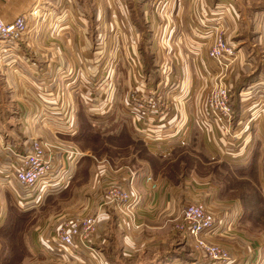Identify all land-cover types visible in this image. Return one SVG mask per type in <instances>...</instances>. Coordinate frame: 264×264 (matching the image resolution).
<instances>
[{
    "label": "crops",
    "instance_id": "obj_1",
    "mask_svg": "<svg viewBox=\"0 0 264 264\" xmlns=\"http://www.w3.org/2000/svg\"><path fill=\"white\" fill-rule=\"evenodd\" d=\"M142 1L139 0L136 4L128 3L130 29L134 35L136 29L139 35L132 52L136 55L138 68L130 70L129 75L132 77L131 80L128 79L126 91L122 92L119 83H116L117 79L114 81L116 92H118L115 96L116 105L120 103V97H122L123 104L128 105L126 112H130L132 108L138 111L140 109L147 110L148 107L153 108L151 106L152 103H155L154 95L148 94L151 89H147L146 86L141 89L140 85L148 84L153 89L172 87L179 90L186 87L191 92L202 90L205 83L209 86L213 83V77L207 78L208 81H206L201 76L203 74V72L201 74V70L205 66L202 62L200 64L193 55L192 51L196 49L191 50L189 46L192 43L196 44L195 41H199V43L204 41L206 43L203 46L204 49L213 38L212 31L208 36L211 38L202 40V36L196 34L194 36L195 32L191 30L193 28L200 30L195 26V21L191 26L193 28H190L188 19L177 18L175 13L170 15L165 12L164 15L157 18H147ZM236 1L238 9L228 10L223 22L225 42L231 43L236 51L235 59L230 64V71L224 77V82L230 85L231 92L237 80L240 83L242 78L251 73V66L254 65L252 59L264 57V52L261 51L264 48L262 44L264 42V19L260 28L257 25V22L260 21L259 16L264 14V0H250V5L248 3L244 5L246 0ZM88 2H92L94 5V17H96V13L100 11L97 0H0V20L3 23H10L22 15L25 16L26 22V28L19 38L6 44L0 42V169L6 168L3 163L6 162L7 154L10 151L20 152L23 147L27 146L30 139L37 138L51 145L55 165L66 169L68 180L72 179H70L69 187L62 192L58 191L56 195L47 194L43 198L40 196L36 198L38 202L36 205L34 201H31L33 205L22 210L16 207L17 203L13 194L6 188H0V236L6 232L8 217L11 213L24 215L25 219H34V226L41 218V223L32 230V234L37 235V240L41 241L51 235L52 228L66 219L92 214L96 217V223L90 234L88 245L95 249L102 258V263L98 262L97 264H106L103 257L107 264H122L124 262H126L125 264H200V257L193 254L186 244L178 242L173 230V222L180 217L182 210L180 212L175 210V203L181 200V194H176L177 192L172 187H179L181 182L154 175L148 168H144V171L139 174L127 164H116L113 160L108 161L104 158L97 159L88 150L81 149L75 144L73 135L76 134L75 131L72 132L73 130L71 131L67 127L66 131L62 129V132H57L52 128L58 123L69 124L72 117L71 111L73 122L77 124L82 116L86 101H89V106L104 105L101 106V109L107 105L98 100L93 103V100L90 99L89 89L91 88L87 89L80 82L81 79L83 80L80 72L81 66L88 59V36L85 31L87 24L84 12L80 11V7L81 4ZM238 3L243 4V7L238 6ZM206 5L205 0H200L199 8L202 9ZM246 6L250 9H247ZM33 9L36 10L35 17L29 14ZM247 10H251V12L249 13ZM210 18L212 17L210 16ZM111 21L115 22L113 19ZM148 21L151 26L153 25L157 31L161 32L159 48L154 50L149 47L151 38L150 30L146 25ZM211 21L212 19H208L209 25H211ZM182 26L184 31L180 30ZM245 33H249L252 37L255 36V39L245 40ZM94 50L97 49L94 48ZM90 55L97 58L99 54L92 52ZM96 67V63H91L89 69L92 70ZM74 68H78V76L81 79L79 82L77 79L73 85H69L68 79L76 75ZM136 70L137 72H135ZM115 75L114 77L117 78ZM228 78L233 83L227 81ZM252 84H255L252 96L256 98L257 92L264 90V76L261 74L247 84L240 85L242 86L239 90L241 95H248ZM101 86L103 87V85ZM131 87L137 90L128 94ZM179 101L177 99L170 101L168 108L160 111L159 115L153 116L147 125L145 120H148V114L146 116L139 114L138 119H135L134 115L130 117L129 115L132 113L128 114L126 125L129 129L132 128V136L137 135L135 131L143 130L146 125L152 131L153 140L161 143H163L162 141L167 143L172 138L182 142L186 136L190 138L192 131L195 130L198 131L199 137L201 136L200 138L207 143H215L216 134L213 128L203 121L202 116L194 112L197 118L195 126H198L194 130V123L192 120L190 122L188 120L189 115L193 112L190 102L179 104ZM139 103L145 108H138L137 104ZM237 103L240 112L241 105L240 102ZM233 104L235 106L236 100L232 92V108ZM121 110L123 111L122 107ZM113 116L115 114L111 112L106 116L105 121L107 122ZM183 116H186L187 120ZM155 117L158 118L154 120ZM182 118L185 123L180 128L183 131H177L178 127L176 126L182 121ZM116 122L120 124L118 132L123 131L125 125L119 121ZM185 124L188 125L185 126ZM233 124L237 126L239 123L234 120ZM248 125L250 128L240 130L239 134H237L238 130H230L232 134L229 137L233 138L237 134L239 142L233 150L237 154L242 153V156H246L244 149L255 144L257 147L254 148V151L258 149L261 160L264 157V148L263 144H260V140H263L260 126L254 122L248 123ZM183 126L185 127L183 128ZM147 128L145 127L144 130ZM144 130L142 133L147 135ZM218 132L221 137L226 135L220 130ZM114 134L110 133L112 136H115ZM147 138L148 136H146ZM220 139L223 146L224 140ZM221 151L230 150L225 145ZM66 154H69L70 158H66ZM159 154L163 155L161 151ZM147 175H150L155 184V189L148 195L150 198L148 208L124 211L114 203L108 202L103 196L104 189L109 186H124L135 194L138 191H143L142 189L148 190L144 181ZM100 189L102 192H99ZM75 190L86 191L90 198H85L82 203L79 199L76 209L65 207L59 212L53 208L49 210L50 203H55L56 200L59 203L58 200H67L71 196L73 197ZM42 199L44 203L41 202ZM39 203L42 206L37 207ZM220 205L224 207L225 204ZM38 209L44 210V214L37 213ZM231 212L234 213L235 208L234 210L229 208L228 216L225 218L227 223ZM114 217L118 232L111 229V220L114 223ZM165 221L171 223L166 226ZM212 240L219 243L214 237ZM220 244L224 246V244ZM56 247L57 245H54V248ZM109 249L111 250L110 260L107 258ZM26 251L28 253L27 249ZM205 260L204 264H210L207 259ZM230 263L237 264V261L228 262V264ZM0 264L4 263L0 262Z\"/></svg>",
    "mask_w": 264,
    "mask_h": 264
},
{
    "label": "rangeland",
    "instance_id": "obj_2",
    "mask_svg": "<svg viewBox=\"0 0 264 264\" xmlns=\"http://www.w3.org/2000/svg\"><path fill=\"white\" fill-rule=\"evenodd\" d=\"M205 1L207 2V5L202 9L199 8L200 0H143V4H141L142 7L145 8L144 12L147 13V18L150 17L154 19L155 17L157 18L158 16L164 15L165 12L170 15L175 13L177 18L188 19L187 22L189 21L188 24L190 28H193L191 26L195 21V26L200 28V30L194 28L191 29L195 32L194 36L195 34L200 35L202 36L201 39L205 40L211 38L208 37L211 31L212 35L215 30L218 34L223 35V22L226 13H228V10L230 9H233V11L238 9L236 0ZM129 2L136 4L139 0H97V6L100 11L96 13V17H94V5H92V2L81 4L80 11L82 13L84 12L83 14L87 24L85 31L88 36V59L85 64L81 66L82 68L80 72L82 73L81 76L83 77V80L81 78V80L79 79L78 68H74L76 69V75L73 77L71 76L70 79L67 78L68 84L73 85L77 79L78 82L80 80L83 86L87 89L91 88L89 89L91 92L90 99L93 100V103L95 100H98L99 102L103 101V103L107 105L101 109L104 105H101V107L95 106L92 103L93 105L89 106V101H86L84 106L86 109L84 108L82 111V116L77 122L78 125L73 122V114L71 111L72 117L70 118V123L64 125L58 123L57 126L52 127L53 130L62 132V129L65 130L68 127L71 131L73 130L72 132H83V126L85 123L91 124V132L96 133L98 136L97 141L93 142L90 139L86 140L84 138L78 140L79 137L77 135L74 138L76 145L81 149L88 150L89 153L94 155L97 159L104 158L108 161L113 160L116 164H127L139 174L144 171V168H148L154 175H159L160 177L167 178L171 181L181 182L179 185L180 188L178 186L172 187V189L177 192L176 194H181V200L179 202L176 201L175 203L176 212H180L186 204L195 202L202 203L208 210L212 211L222 220L220 227L221 231H218L213 237L219 241L218 244L222 243L225 247L221 244L220 245L225 249L227 248L226 250L229 252L230 257L229 262L237 261V264H264V157L260 160L258 149L254 151V148L257 147L255 144L254 146L246 147V150L244 149L246 156H242V153L237 154L233 149L239 144L237 139V134L239 133L233 138H230L229 134L221 137L217 127L212 124L211 127L216 134L215 143H207L200 138L201 136L199 137L197 134L198 131L196 132L194 129L196 127L195 123L197 122L194 112L195 114L202 116V101L204 102L208 91L213 87L217 79L220 78V75L222 74L223 76L225 74L224 77L227 76L231 65L224 70L219 66H213L207 59L205 60V54L209 45L213 42V38L211 39L210 44L204 49L203 46L206 45L204 41H200V43L199 41H195L196 44L192 43L189 44V46L191 50H193V48L196 49L192 51L193 55L197 58L200 64L202 62L205 66L201 70V74L203 72L201 76L206 81H208L207 78L213 77V83L210 86L205 83L202 90H193L191 92H189L186 87L179 90L173 89L172 87H169V89H165L164 87H156L153 89L152 86L143 84V86L140 85L139 87L143 89V87L146 86L147 89H151L148 91V94L150 93L154 95L153 98L155 103H152V106L150 105L153 108L148 107L147 110H145V106L139 103L144 110L140 109V111H138L132 108L130 112H126V106L128 107V105L123 104L122 97H120V103L116 105L115 96L118 92H116V84L114 81L117 79L116 83H119L122 92L126 91L128 89L126 86L128 79L131 80L132 77L129 75L130 70L138 68V61L135 59L136 55L132 52L137 44L139 35L138 32H136V29L135 35L133 34L132 29H130ZM247 3L250 5V0L244 1V5ZM238 6L243 7V4L240 3ZM246 8L250 9L248 6H246ZM247 11L249 13L251 12V10ZM210 16L212 18H210ZM259 18L260 21L257 22V25H259L260 28L263 24L264 14L261 15V17L259 16ZM112 19L115 22H112ZM208 19H212L211 25L208 24ZM244 21L249 23L252 22L250 20ZM146 25L150 30V49L154 50L155 48H159V36L161 35V32H159V30L157 31L153 25L151 26L149 21ZM180 30L184 31V27H180ZM204 32L208 33L206 34ZM202 33L204 34L202 35ZM245 35V40L255 39V36L252 37L249 33H245ZM226 43L232 47L235 53V47L227 41ZM246 44L248 45L247 41ZM262 44L264 45V42H262ZM146 46H148V43H146ZM94 48L97 50H94ZM261 51L264 52V48H262ZM92 52H98L99 55L97 58L90 55ZM263 58L252 59L254 65L252 64L251 66L252 69L250 70L251 73L248 74L249 77L246 76L242 78L240 84L237 80L238 82H235L236 85H234L233 88L237 85L242 87L240 85L247 84L261 74L264 76ZM91 63H96L97 67L90 70L89 67ZM85 67L86 69H84ZM135 72H137V70ZM114 74H116L115 76H117V78L114 77ZM137 76L139 75L137 74ZM199 81L201 80L199 79ZM227 81L233 83L229 78ZM101 85H103V87ZM135 90L137 89L131 87V90H128V94L132 91L135 92ZM188 93L190 95H187ZM194 98L196 99L194 100ZM174 99H177L178 101L182 100L179 101V104L187 101L190 102L193 112L189 115L188 120L189 122L192 120L194 123L193 129L195 131H192L190 138H187L186 136L182 142L173 138L168 140L167 143L166 141H162L163 143H161L155 139L153 140L151 136L152 131L146 126L147 122L150 121L153 116L159 115L160 111L162 112L166 110L169 102ZM197 102L198 104H196ZM98 105H100V103ZM121 107L123 108V111L121 110ZM111 112H114L115 116L106 122V116ZM130 113L132 114L129 116L133 117L134 115L135 119H138L139 114L141 116H146V114H148V120H145L146 125L144 126L147 130H144L143 128L147 135H144V133H142L143 130L140 131L139 129V131H135L137 135L132 136V128L129 129L126 125V116ZM156 118L158 117H155L154 120ZM184 118L187 120L186 116ZM184 118H182L183 122L180 121L176 126L178 127L176 129L177 131H183L180 127L185 123ZM203 119L205 120V118ZM116 121H119L126 126H124L123 131L118 132L120 124H117ZM187 125L188 124H185V126ZM185 126H183V128ZM200 127L203 126L200 125ZM171 129H173V126H171ZM69 130H67V132H69ZM104 133L108 134L105 135ZM110 133H115V136L110 135ZM55 134L59 135L61 133ZM146 136H148L147 139ZM220 138H223L224 140L223 146L227 145V149L230 151H221L223 146ZM160 151L163 155L159 154ZM227 153H229V155ZM247 163L250 164L239 166ZM7 164L8 163H6V167ZM2 171L3 170L0 169V188L5 189L1 184L3 176ZM4 171H6V169ZM147 176L150 177V175ZM71 180L69 179L67 186L63 190L69 187ZM145 185L148 190L142 189L143 191L136 192L134 202L131 205L128 207L121 206L124 211L136 208H148V205H150V198L148 195H150L155 187L151 188L147 183H145ZM119 187L126 189L124 186ZM9 189L19 192L13 179H10V184L7 186V190ZM63 190H61V192ZM58 191L55 190L50 194L56 195L58 194ZM99 192H102L101 189ZM85 198H90V195L87 194L86 191L78 192L75 190L73 197L71 196L67 200H58L59 203L56 200L55 203H50L48 208L49 210L53 208L57 210L56 212H59L65 207L76 209L78 208V200L81 199L82 203V200H85ZM42 201L43 199L41 202ZM40 203L37 207L42 206ZM220 204L225 205L222 207ZM229 208H232V210L235 208V212H231L230 219L227 223L225 218L228 216ZM44 212V210H37V213H40L41 215H43ZM40 220L41 218L37 221L38 223L36 225L41 223ZM114 220V223L111 220V229L117 231L115 217ZM34 221L35 220L32 218H22L18 214H9L6 228L8 234L6 236L1 234L0 236L1 263L97 264L96 258L92 257L90 254H83V252L71 249L66 252L60 246L54 248L56 242L52 240L51 235L47 236V238L42 241L40 239L37 240V235L35 236L32 234V230L37 227L36 225H33ZM165 223L167 226V224L171 222L165 221ZM53 229L54 228L51 229V232ZM9 233L11 234L9 235ZM174 233L177 241L185 244L184 242H181L180 235L176 232ZM112 234H115V232H112ZM213 237H209V240H212ZM113 239H115L114 236ZM115 242L116 240L114 243ZM187 246L189 247V245ZM26 249L28 250V253ZM53 249H58V253ZM93 250L98 253L95 249ZM61 251H64V256H60ZM192 253L197 257H200V264L206 262L204 256H200L194 251H192ZM110 255L111 250L109 249L107 251V258L109 260ZM103 259L107 264L106 259L104 257ZM125 263L126 262L122 264Z\"/></svg>",
    "mask_w": 264,
    "mask_h": 264
},
{
    "label": "built area",
    "instance_id": "obj_3",
    "mask_svg": "<svg viewBox=\"0 0 264 264\" xmlns=\"http://www.w3.org/2000/svg\"><path fill=\"white\" fill-rule=\"evenodd\" d=\"M35 17L36 10L29 12ZM26 28L25 17L18 16L10 23H3L0 20V42L6 44L16 40ZM212 43L206 52V59L213 66H219L226 70L235 59V53L230 45L223 39V35L215 30ZM225 75V74H224ZM224 75L214 83L213 87L203 102V121L212 126L215 125L220 132L232 134V130L248 129V123L260 126L262 132L261 145L264 148V90L257 92L256 98L252 96L254 85H250L248 95H241L238 92V102H240V112L235 117L232 108L231 87L224 82ZM141 108L140 104H137ZM235 117V118H234ZM235 120L239 123L232 125ZM253 120V121H251ZM51 145L37 138H32L20 152L7 154L6 171L3 172L1 184L7 189L10 179L14 180L18 191H9L13 194L15 202L28 208L27 206L38 203L36 198L61 190L68 184L66 169L60 168L54 163ZM229 155V153H227ZM231 155V154H230ZM72 156V155H71ZM69 154H66V158ZM70 158V157H69ZM264 168V166H263ZM8 170V171H7ZM145 183L154 187L149 176L144 178ZM104 196L108 202H112L118 207H128L134 202L136 196L129 188L124 189L119 186H109L104 189ZM133 197V198H132ZM25 201V204H23ZM29 202V203H28ZM126 204V205H125ZM121 207V208H122ZM221 222L212 211L208 210L202 203H189L182 209L181 215L173 222V230L181 237V241L189 245V248L204 256L210 264H228L229 252L220 244L209 240L221 231ZM96 217L92 214H85L79 217L66 219L56 225L51 233V238L64 251L76 250L83 254H90L96 258V262L102 263L101 256L88 246L90 234L93 232ZM58 253V249L55 250ZM61 251L60 256H64ZM66 255V254H65Z\"/></svg>",
    "mask_w": 264,
    "mask_h": 264
},
{
    "label": "trees",
    "instance_id": "obj_4",
    "mask_svg": "<svg viewBox=\"0 0 264 264\" xmlns=\"http://www.w3.org/2000/svg\"><path fill=\"white\" fill-rule=\"evenodd\" d=\"M249 77V76H248ZM240 84V83H239ZM237 87H239L238 85L237 86H235V88H232V92H233V94H234V97H235V100H236V104H235V106H234V104H233V112H234V116H237L238 115V113H239V107H238V92H239V90H240V87L239 88H237ZM91 124H88V123H85V125L83 126V132H76V134L74 133L73 135L76 137L77 135H78V140H81V139H90V140H92L93 142H95V141H97V139H98V136L96 135V133H92L91 132V126H90ZM250 163H247V164H243V165H239V166H246V165H249ZM238 166V167H239ZM71 179V178H70ZM67 186V185H66ZM65 186V187H66ZM64 187V188H65ZM64 188H62L61 190H63ZM61 190H59V191H61ZM16 207L17 208H19V209H26V208H22L21 206H19V205H17L16 204ZM19 215V214H18ZM19 216H21L22 218L24 217V215H19ZM8 233L7 232H5L4 233V236H6ZM11 233H9V235H10Z\"/></svg>",
    "mask_w": 264,
    "mask_h": 264
}]
</instances>
